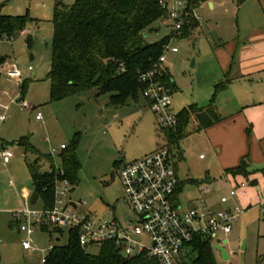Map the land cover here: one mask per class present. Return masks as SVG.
Returning a JSON list of instances; mask_svg holds the SVG:
<instances>
[{"label": "rangeland", "instance_id": "374dc122", "mask_svg": "<svg viewBox=\"0 0 264 264\" xmlns=\"http://www.w3.org/2000/svg\"><path fill=\"white\" fill-rule=\"evenodd\" d=\"M74 1L0 0V14L29 18L23 32L0 36V115L5 116L0 122V264H39L47 253L22 249L24 235L18 232L11 214L25 208L34 191L24 160V147L18 143L21 138L43 155H48L51 148L61 144L69 147L75 142L80 166L78 182L70 186L71 199L83 202L78 208L80 212L101 216L108 211L122 223L133 220V215L123 198L116 171L121 164L152 152L163 141L160 128L143 99L137 105L130 102L114 108L108 103V94L97 96L92 89L50 100L46 74L52 51L53 12L57 4L70 5ZM207 2H201L196 8L197 26L187 35L182 33L170 40L177 52H165L163 66L175 84L171 102L176 113L191 104L209 103L214 95L213 85L222 77L217 52L228 51L233 46L239 28L251 24V15L257 12L263 18L264 0H246L243 5L239 0H211L212 6ZM152 27V31L144 33L147 42L170 35V28L160 20ZM12 70H18L20 76H10ZM37 114L40 119L35 118ZM194 127L191 120L180 140L183 157L173 156L177 176L183 182L178 194L180 205H191L202 197L207 206L217 210L219 198L235 183L245 182L247 192L257 190L254 177L261 184L264 180L260 181L259 166L250 163L247 176L225 175L204 133L193 130ZM1 150L12 153L7 162L2 159ZM60 152L54 159L57 166L61 163ZM34 157L33 153L27 154L28 160ZM208 162L212 167L207 174ZM49 168L48 162L41 166V170ZM195 180L209 189L199 192ZM239 200L232 198L228 203L236 204L240 210L230 233L217 232L218 237L227 240L224 248L229 258L224 260L214 248L216 263L264 264V216L257 207L244 206ZM67 239L66 230L58 235L51 229L44 233L37 231L33 237L34 243L45 249L51 244H64ZM85 249L95 254L99 246L90 245ZM189 258L187 255L186 260Z\"/></svg>", "mask_w": 264, "mask_h": 264}, {"label": "trees", "instance_id": "16d2710c", "mask_svg": "<svg viewBox=\"0 0 264 264\" xmlns=\"http://www.w3.org/2000/svg\"><path fill=\"white\" fill-rule=\"evenodd\" d=\"M192 1V6L197 8L201 2L208 0ZM243 1L239 0L240 3ZM163 16L165 10L155 0H75L70 5L57 4L53 12L50 67L46 74L50 100L57 101L95 89L97 96L108 94V103L114 108L124 107L130 102L137 105L140 99L145 100L142 96L144 84L140 82L139 75L147 71H153L154 80L174 91L175 84L168 70L163 65L154 66L163 52V46L170 39L169 35L153 42H147L144 35L152 31V24ZM28 19L25 15L0 14V36L8 37L23 32ZM197 23V19L190 17L184 24L182 33L187 35ZM226 83L227 79H224L215 84L214 92L219 91ZM176 117L175 128L160 129L172 158L175 155L182 158L180 140L186 134L191 120L196 124L193 130L198 131L222 119L212 98L205 106L188 105L178 111ZM18 143L24 147V160L34 192L48 205L51 204L56 176L51 157L49 154L38 153L24 137ZM28 153L35 154L34 159L28 160ZM59 157L64 176L71 183H77L80 163L75 153V142L62 149ZM45 162H49L51 170H41L42 163ZM248 167L249 159L243 157L237 166L225 170V173L247 176L250 173ZM261 172L264 174V166ZM195 182L198 183L197 180ZM182 186L183 182L179 181L178 193ZM213 251L209 238L197 236L190 244V252L193 254H189L190 258L181 264H217ZM39 264L158 262L143 254L123 256L107 242L99 246L97 253L91 254L79 245L75 233L71 231L67 242L54 244Z\"/></svg>", "mask_w": 264, "mask_h": 264}, {"label": "built area", "instance_id": "2783aa9c", "mask_svg": "<svg viewBox=\"0 0 264 264\" xmlns=\"http://www.w3.org/2000/svg\"><path fill=\"white\" fill-rule=\"evenodd\" d=\"M155 1L165 10V16L160 18L161 23L170 28V39L154 64L155 67H162L166 60L165 52L177 51L175 46L170 45V40L180 37L183 26L190 17L198 20L199 16L192 6V0ZM9 74L13 77L20 76L18 70H12ZM153 75V71L139 75L140 82L144 84L142 96L158 127L173 129L177 125V117L172 109L171 89L154 80ZM35 118H41L40 114ZM4 119L5 116L0 115V121ZM65 147L61 144L58 148H51L48 153L54 163L56 175L51 204L48 205L37 195L36 202L30 205V195L25 208L11 213L18 232L24 235L21 240L23 249L48 252L54 244L47 249L41 248L34 243L33 237L37 231L44 233L50 229L58 235L64 230L68 236L69 232H74L83 248L107 242L123 256L143 254L155 258L158 264H181L189 255L190 244L197 236L209 238L212 246L225 245L216 241L220 238L217 232L224 235L230 233L240 210L237 206L226 204L237 196L239 190L245 188V182L236 183L227 194L219 198L226 205L224 208L212 210L202 197L191 205L182 207L178 202L177 192L180 180L174 159L163 139L155 150L124 163L116 171L123 189V198L133 215V220L122 223L115 215H109L108 211L105 215L96 216L78 210L83 202L71 199V182L64 176L63 169L54 162L57 153ZM1 157L7 162L12 153L1 150ZM196 187L201 193L209 189L207 185L199 183H196ZM258 208L264 216V199L259 202Z\"/></svg>", "mask_w": 264, "mask_h": 264}, {"label": "crops", "instance_id": "0c3cea01", "mask_svg": "<svg viewBox=\"0 0 264 264\" xmlns=\"http://www.w3.org/2000/svg\"><path fill=\"white\" fill-rule=\"evenodd\" d=\"M207 3L212 6L211 0ZM262 12L263 18L256 12L249 17L252 19L251 24L243 29L239 28L238 38L232 42L234 44L228 51L222 50L219 53L218 49L215 50L222 75L215 84L227 79V83L211 97L222 119L198 130L204 133L207 144L214 151L225 175L237 176L227 174L225 170L237 166L243 157H248L249 164L259 166L260 181L264 178L261 172L264 166V7ZM199 158L203 159L201 155ZM175 167L177 171L176 163ZM211 167V162H208L205 170L207 174ZM254 182L258 186L257 190L247 192L245 186L234 199H240L244 206L258 208L259 202L264 199V180L261 184L255 176ZM226 205L218 201V209Z\"/></svg>", "mask_w": 264, "mask_h": 264}, {"label": "water", "instance_id": "95a60500", "mask_svg": "<svg viewBox=\"0 0 264 264\" xmlns=\"http://www.w3.org/2000/svg\"><path fill=\"white\" fill-rule=\"evenodd\" d=\"M191 66L192 67L194 66L193 61H192ZM36 199H37V193L36 192H32V194L30 196L29 204L30 205L34 204L36 202ZM216 241L217 242H221L222 244H226V242H227L226 239L221 240L220 238H217ZM213 247L220 252V254H221V256H222V258L224 260H227L229 258V254H228V252L226 251V249L224 248L223 245H217V244H215ZM258 264H260V263H258Z\"/></svg>", "mask_w": 264, "mask_h": 264}]
</instances>
